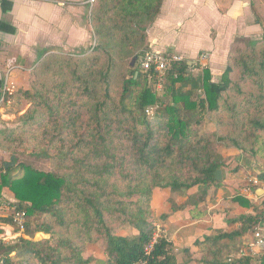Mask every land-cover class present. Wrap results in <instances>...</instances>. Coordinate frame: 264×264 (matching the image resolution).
Here are the masks:
<instances>
[{
    "label": "trees",
    "instance_id": "obj_1",
    "mask_svg": "<svg viewBox=\"0 0 264 264\" xmlns=\"http://www.w3.org/2000/svg\"><path fill=\"white\" fill-rule=\"evenodd\" d=\"M161 4L92 0L93 46L75 55L46 52L30 71L28 86L15 98L28 107L15 125L0 130V151L13 156L31 149L50 168L18 162L11 173L0 161V192L11 191L24 212V235L45 236L0 242L3 264H88L94 259L86 249L100 243L102 264H187L195 252L176 248L168 235L148 254L144 250L152 234L153 193L204 203L207 189L221 184L215 172L225 162L218 145L248 152L264 166V35L230 43L218 82L207 68L194 73L198 64L186 59L162 74L142 70L147 30ZM195 187L198 195L189 193ZM235 200L255 213L233 219L237 229L194 240L197 264H264L239 247L264 223V210L242 196ZM164 201L171 212L204 214L192 212L188 199Z\"/></svg>",
    "mask_w": 264,
    "mask_h": 264
},
{
    "label": "crops",
    "instance_id": "obj_2",
    "mask_svg": "<svg viewBox=\"0 0 264 264\" xmlns=\"http://www.w3.org/2000/svg\"><path fill=\"white\" fill-rule=\"evenodd\" d=\"M89 3L90 0H0V94L6 76L18 92L26 89L30 71L46 52L54 49L77 52L93 44ZM263 35L264 0H162L155 21L148 27L146 48L176 53L192 63L204 52L208 54L212 70L224 65L231 42L258 40ZM221 74L211 81L218 82ZM14 115L10 107L0 109V130L10 125ZM218 153L224 162V159L227 161L221 169V184L207 189V207L203 210V216H207L192 218L186 208L170 211L166 219H161L164 207L169 206L164 201L168 192L153 193V216L163 222L166 235L176 248L190 247L195 252L193 260L187 264H197L196 259L200 256L193 246L194 240L237 229L240 223L233 219L255 213L253 208L236 201V196H242L264 210L261 205L264 190L250 185L245 179L246 176L258 177L260 166L243 153ZM5 155L0 151V161ZM173 197L182 200L177 195ZM0 199L16 202L6 187L1 189ZM6 213L0 209V234L4 237L2 242L12 245L24 233L17 232L11 222L3 221L8 217ZM167 220L175 227L172 235L168 234ZM185 230L187 232L183 234ZM252 240L251 232L245 234L239 247L245 254L255 255V260L260 263L264 261V249L254 246ZM3 257L4 252L0 251V264H3ZM103 260L104 255L98 264Z\"/></svg>",
    "mask_w": 264,
    "mask_h": 264
},
{
    "label": "built area",
    "instance_id": "obj_3",
    "mask_svg": "<svg viewBox=\"0 0 264 264\" xmlns=\"http://www.w3.org/2000/svg\"><path fill=\"white\" fill-rule=\"evenodd\" d=\"M92 0H90L91 2ZM206 54L200 53L198 59L194 61L198 64V69L205 68ZM183 59L176 53H171L168 51L145 49L140 57V68L142 70H148L153 68L159 74L165 72V70L170 66L173 61H178ZM14 87L13 82L9 80L6 76L3 79V84L1 87L0 94V104L3 105L6 100L10 101L13 97L11 90ZM200 92V91H199ZM7 102V101H6ZM249 183L254 187H261L264 190V178L260 179L257 176L248 179ZM0 209L6 211L7 216L11 218V224L16 228L17 232L23 233L25 229V215L23 211L17 210L15 203L9 201H4L0 199ZM152 234L149 242L145 245L144 250L146 254L150 252L154 244L158 242L159 239L166 236L165 227L163 222L159 218H153L151 221ZM254 246L260 249H264V226H258L252 233ZM4 237L0 234V242H2ZM136 264H146L145 260H139Z\"/></svg>",
    "mask_w": 264,
    "mask_h": 264
},
{
    "label": "rangeland",
    "instance_id": "obj_4",
    "mask_svg": "<svg viewBox=\"0 0 264 264\" xmlns=\"http://www.w3.org/2000/svg\"><path fill=\"white\" fill-rule=\"evenodd\" d=\"M261 39V38H260ZM94 44V42H93ZM90 45V47H87L86 49H83L82 51H77V52H64V51H61L59 49H54L55 51H61V52H64V53H67V54H79V53H83L85 52L86 50L90 49L92 46ZM147 49V48H146ZM53 51V50H52ZM204 53V52H203ZM206 54V53H205ZM199 55V54H198ZM197 55V57H198ZM181 57V56H180ZM184 59V58H183ZM198 59V58H197ZM196 60V58H195ZM194 60V61H195ZM205 61V68H207L209 70V72L212 74L210 75V78L213 80V79H216V77H219V75L222 73L223 69H224V65L226 64V62L224 63V65H219L218 67L215 66L213 67V69L211 70L212 67H210L209 65V59H208V54H206V57L204 59ZM37 64V63H36ZM36 66V65H35ZM34 66V67H35ZM222 66V67H221ZM32 71V70H31ZM193 72L194 73H199L200 70L196 67L193 69ZM215 73V74H213ZM217 74V76H216ZM212 77H215V78H212ZM14 85V83H13ZM13 90L12 92V99L10 101L6 100L4 102L3 105L0 104V109H3V108H11V111L15 114L14 115V118L13 120L11 121L10 125L7 126V127H11L12 125H15L16 121H17V117L22 114L25 109L28 107V103L25 101V100H22L20 103H16V100L15 98L17 97L18 95V90H17V87L14 85V87L11 89ZM22 91V90H21ZM211 125L212 124H208V125H205V128L209 127L211 128ZM6 128V127H5ZM218 151H220L221 153L225 152V151H228L229 153L231 152L230 155H232V153H234L235 151L238 152V153H243L244 155L246 156H249L250 158H252V156L250 155V153L248 152H243L235 147H227V146H224V145H218ZM14 156V161H15V164L13 166H11V173H15L17 172L18 168H17V163L18 162H24L25 164L29 165L30 167L34 168V169H37V170H41V171H46L50 168V163H49V160L46 159V158H40L38 156H36L33 151L30 149V150H27V152L25 153H19V154H15L13 155ZM11 157L10 155H8L6 153V155L4 156V162H10L11 161ZM253 159V158H252ZM225 162L227 161L226 159H224ZM254 160V159H253ZM229 164V163H228ZM257 164V163H256ZM264 170V166L263 167H260L259 169V173L262 172ZM251 177H254V176H246V180H248V178H251ZM250 184V183H249ZM251 185V184H250ZM189 192L193 195H198L200 192L197 190V187L189 190ZM167 197H173L172 194H169L167 195ZM181 198L182 200H185V202L187 201L188 199V203H189V208H193L191 211H195V210H199V211H203L205 209V207H207V194L204 196V203H197L196 204H193L192 201L195 200L196 198L194 196H192L191 198H185L184 195H181ZM196 206V208H195ZM171 209L168 205H166L164 207V213H170ZM205 212V211H204ZM160 213V212H159ZM203 216V215H202ZM204 216H207V214H205ZM203 216V217H204ZM206 221H207V218L205 217ZM207 225V222H205ZM166 225L168 227V234L169 235H172L174 230H175V227H173V225H171L168 220L166 221ZM201 228V226L199 227ZM203 229V228H202ZM187 232V230H185V232L183 234H185ZM166 234V232H165ZM21 236V235H20ZM45 235L41 234V233H38L36 235H33V236H29V235H26V237H30L32 239H39V238H42L44 237ZM253 241V240H252ZM102 248H103V244L100 243V244H92V245H89L88 248L86 249L84 255L87 257L88 255H91L93 257L94 260H92L91 262H89L88 264H98V261L101 259V257H103V252H102Z\"/></svg>",
    "mask_w": 264,
    "mask_h": 264
},
{
    "label": "water",
    "instance_id": "obj_5",
    "mask_svg": "<svg viewBox=\"0 0 264 264\" xmlns=\"http://www.w3.org/2000/svg\"><path fill=\"white\" fill-rule=\"evenodd\" d=\"M187 63H188L189 65H191L192 62L187 60ZM136 74H137V73H135V76H136ZM14 164H15L14 156H12L10 162H8V163H7V162L4 163V167H5V168H8V167L13 166ZM215 179H216V180H220V179H221V169L216 170V172H215ZM262 226H264V223L262 224Z\"/></svg>",
    "mask_w": 264,
    "mask_h": 264
}]
</instances>
